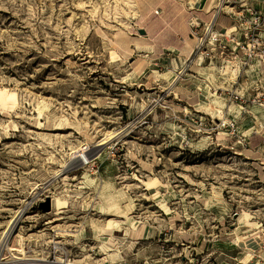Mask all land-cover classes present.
I'll return each instance as SVG.
<instances>
[{
  "label": "rangeland",
  "instance_id": "374dc122",
  "mask_svg": "<svg viewBox=\"0 0 264 264\" xmlns=\"http://www.w3.org/2000/svg\"><path fill=\"white\" fill-rule=\"evenodd\" d=\"M261 250L264 0H0V264Z\"/></svg>",
  "mask_w": 264,
  "mask_h": 264
},
{
  "label": "bare ground",
  "instance_id": "6f19581e",
  "mask_svg": "<svg viewBox=\"0 0 264 264\" xmlns=\"http://www.w3.org/2000/svg\"><path fill=\"white\" fill-rule=\"evenodd\" d=\"M221 115V114H220ZM223 117V116H222ZM106 141H103L100 143V145L102 144H105ZM84 150H86V148H84L83 146L78 149V150H75L72 152V155L74 159H76L73 163L75 162H79V161H82L84 162V160H87L88 161V155L84 152ZM59 202V205L62 204L61 201H58ZM23 210L19 209L18 210V215H17V218L19 217L20 213L22 212ZM59 212H62V211H59ZM56 220V219H55ZM52 222V220L50 221ZM17 226H18V223H17V219L16 218H12L10 221H9V225H8V228L6 231H4L5 234H7L8 236L10 235L11 232H16L15 230L17 229ZM12 250L13 249H16V248H11ZM108 256L109 255H102L100 257L97 258V261H99L101 264H123L121 263L120 261H110L108 259ZM26 259H31V258H26ZM84 259V258H83ZM83 259H77V260H71L69 262H65V263H62V264H82V261ZM36 260H39V261H43L44 263H41V264H51L49 261H46L45 259H36ZM111 262V263H109ZM26 261L22 262L21 264H25ZM27 263H31V262H27ZM54 264H61L60 262L59 263H54Z\"/></svg>",
  "mask_w": 264,
  "mask_h": 264
},
{
  "label": "water",
  "instance_id": "95a60500",
  "mask_svg": "<svg viewBox=\"0 0 264 264\" xmlns=\"http://www.w3.org/2000/svg\"><path fill=\"white\" fill-rule=\"evenodd\" d=\"M41 208L47 212L51 210V200L47 199L45 202L41 203Z\"/></svg>",
  "mask_w": 264,
  "mask_h": 264
},
{
  "label": "crops",
  "instance_id": "0c3cea01",
  "mask_svg": "<svg viewBox=\"0 0 264 264\" xmlns=\"http://www.w3.org/2000/svg\"><path fill=\"white\" fill-rule=\"evenodd\" d=\"M261 257L263 258V260H264V250H261Z\"/></svg>",
  "mask_w": 264,
  "mask_h": 264
}]
</instances>
